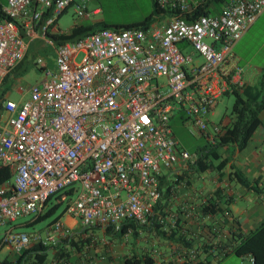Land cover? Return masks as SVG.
Returning <instances> with one entry per match:
<instances>
[{"label": "built area", "instance_id": "obj_1", "mask_svg": "<svg viewBox=\"0 0 264 264\" xmlns=\"http://www.w3.org/2000/svg\"><path fill=\"white\" fill-rule=\"evenodd\" d=\"M88 2L5 0L0 84L26 53L23 37L31 39L38 25L42 38L59 33L56 20L69 7L78 19L97 15ZM152 3L156 13L145 27L102 29L59 45L46 41L54 70L37 59L45 78L29 87L26 100L1 102L0 168L9 179L0 185V227L39 216L49 197L67 189L75 198L63 215L78 220L79 235L92 227L113 233L129 223L147 227L160 202V180L174 165L189 167L197 158L177 147L171 117L180 115L214 143L221 125L210 124L212 134L206 133L207 117L218 99L242 85L240 68L228 64L231 50L264 11V0H226L218 7H204L206 0ZM206 9L214 14L199 12ZM73 237L58 219L30 234L8 228L0 247L17 264L31 246Z\"/></svg>", "mask_w": 264, "mask_h": 264}, {"label": "crops", "instance_id": "obj_2", "mask_svg": "<svg viewBox=\"0 0 264 264\" xmlns=\"http://www.w3.org/2000/svg\"><path fill=\"white\" fill-rule=\"evenodd\" d=\"M4 5L5 0L2 8ZM23 38L28 41L23 58H28V53L33 50L49 46L46 43L48 40L42 38L39 25L31 39ZM228 64L241 70L242 85L237 94L243 99L259 101V77L264 69V11L235 43ZM13 76L15 74L10 72L8 79L14 78ZM3 100L2 96L0 105ZM258 118L260 125L244 149L236 151L232 148H220V159L227 162L219 171L214 168L196 172L180 164L160 180L162 194L170 186L171 188L167 196L160 198L150 225L143 230L164 231L172 228L173 223L180 227L175 229L177 235L174 239L164 238L168 242L164 244L163 250L155 252V256H149L145 251L140 255H120L106 248L104 243V246L93 245L80 250L65 246L61 254L69 256L70 264H144L141 260L145 256L151 259L152 264H190L189 252L194 251L195 261L199 264H219L220 261V264H250L249 256L236 257L228 252L238 238L244 237L264 221V120L259 115ZM204 206H208L206 212L202 211ZM59 220L72 230L74 239L82 240L87 236L86 232L79 235L80 230L74 229L75 218L62 215ZM180 237L186 239L188 246L177 243L176 240ZM49 250L50 257L45 258L44 264H62L61 260H55V250L47 251ZM127 259L135 260L136 263H127ZM6 260L9 264L12 263L11 260Z\"/></svg>", "mask_w": 264, "mask_h": 264}, {"label": "rangeland", "instance_id": "obj_3", "mask_svg": "<svg viewBox=\"0 0 264 264\" xmlns=\"http://www.w3.org/2000/svg\"><path fill=\"white\" fill-rule=\"evenodd\" d=\"M4 2V0H0ZM98 8L97 15H88L86 18H77L73 12V8L69 7L60 15L56 21V29L60 32H66L72 25L87 24L94 22H103L107 25H125L136 23L143 20L152 11V0H89L88 10ZM44 46L43 49L33 50L28 53V58H25L22 64L23 72L18 73L3 82L0 85V90H4L3 99L13 102L24 101L28 98V89L34 84L40 83L45 77L39 65L35 64L36 60H40L45 65L46 70H54V54L50 46ZM79 59V58H78ZM233 96H222L213 109L212 114L207 118L209 124L206 133L212 134L213 125H224L230 119V109L233 103ZM261 111V112H260ZM258 115L264 120V109L260 110ZM178 114H174L169 122L171 133L177 143V147L188 154H193L203 147H208L210 142L206 141L202 136L192 131V128L187 122H183ZM222 152V151H221ZM215 162L212 163L214 165ZM176 166V165H174ZM208 171V170H207ZM63 190L57 192L54 196L60 194ZM75 194L70 196L69 200L62 202L54 212L38 221H35V215H28L18 218L15 222L0 227V237L4 230L11 228L15 232L34 233L41 232L47 225H49L62 211L68 201H72ZM55 204L54 197H52L42 208L41 214L43 215ZM76 231L80 230L78 220L74 226ZM168 230V229H167ZM166 229L164 231H167ZM87 237L93 239V245L89 247H98L99 245L111 249L117 254H130L134 253L140 255L141 252H148V255L155 256L159 250H163V246L167 243L162 237L156 234L155 230L137 229V236L128 233L127 235L119 236L116 234H106L103 228L92 227L86 231ZM74 242L80 241L73 239ZM79 243V242H78ZM100 246V247H101ZM70 248V246H69ZM51 249V248H49ZM156 252V253H155ZM51 250L46 252V257H50ZM13 261L14 255L7 249L0 247V262L4 259ZM233 257H230L232 259ZM223 262V260H222ZM221 261L219 262V264Z\"/></svg>", "mask_w": 264, "mask_h": 264}, {"label": "trees", "instance_id": "obj_4", "mask_svg": "<svg viewBox=\"0 0 264 264\" xmlns=\"http://www.w3.org/2000/svg\"><path fill=\"white\" fill-rule=\"evenodd\" d=\"M226 0H206V3L204 7L208 5H215V7H218L222 3H224ZM2 1L0 2V15L2 14ZM152 11L150 14H148L143 20L136 22V23H130L125 25H107L103 22H94V23H87V24H75L72 25L71 28H69L65 33H57V34H50L48 32L45 33V38L51 42L54 45L63 44L65 42H71L78 40L80 38H83L85 36H88L92 33H95L97 31H100L102 29H130V28H142L145 27L148 23L152 21L153 15L156 13L155 7L152 3ZM66 10L62 11L60 15H62ZM202 14H210L213 15V11L209 10H199ZM44 14L43 16H45ZM25 58H23L19 64L15 66V68L11 71L12 73L16 74L24 71V68H22V64ZM8 80V75H6L2 82H5ZM259 83L261 85V96L259 101H251L247 99H243L240 97L237 92H233V103L230 109V119L227 122V124L221 125L220 132L215 136L214 143L209 144L208 147H203L202 149H199L197 152V158L195 162L192 165H189V167L196 171V172H204L206 170L216 169L220 170L223 168V166L226 164V160H221V154L219 152L220 148L226 147V148H232L236 151H241L246 146L248 140L252 136L253 132L258 128L260 125V120L258 118V112L264 108V69L260 74L259 77ZM4 94V90L0 91V99ZM182 120V117H180ZM215 162V165H212V163ZM9 179V173L7 169L0 168V185L7 181ZM243 183L244 180H241ZM160 187V183H159ZM165 191L164 194L161 193V197L163 195L167 196L169 189ZM56 194V193H55ZM54 194V195H55ZM73 190L67 189L63 190L60 194L57 196L52 195L49 197L45 204L54 197L55 204L43 215H39L35 218V221H38L40 219H44L48 216H50L54 210L64 201L69 200L70 196H72ZM67 204V203H66ZM65 204V205H66ZM156 207L154 208V210ZM208 210V206H204L202 208L203 212H206ZM63 215V209L59 213V215L53 220L56 221L60 219ZM180 227L179 224L174 223L172 228H169L167 231L163 230H156V234L165 237L167 239H174L176 233V228ZM136 228H144L136 226L132 223L124 224L122 225L119 230L116 233L111 232L110 228H105L104 232L106 234H116L119 236L125 235L128 230L129 232L136 236L137 232L135 231ZM157 229V228H156ZM87 229H83L81 232H85ZM177 243H181L182 245L188 246V242L184 237H180L177 240ZM79 242V243H78ZM74 242L72 238L62 240L55 244V246H40V245H34L28 248L26 251H24L22 254L18 255L15 259V263H21L22 264H44L45 258H46V251L51 248L55 250L54 252V258L55 260L59 259L62 261V264H70L69 256L61 254V250L65 246H70V248H75L76 250H80L83 245H94L92 241H90V237H85L84 239L80 241ZM232 253L236 257H242V256H249L252 259V264H264V221L260 223L254 230H252L250 233L245 235L244 237L238 238L237 243L233 246V248L228 252ZM59 254V255H58ZM127 263H136L135 260L131 261L129 259L126 260ZM144 264H152L151 259L148 256H145L143 260H141ZM1 264H9L7 260H2ZM195 264H199L196 262Z\"/></svg>", "mask_w": 264, "mask_h": 264}]
</instances>
